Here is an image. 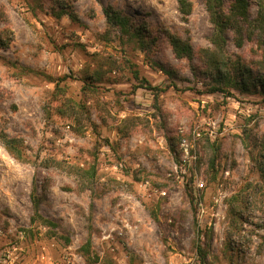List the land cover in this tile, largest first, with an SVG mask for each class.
<instances>
[{"label": "clouds", "instance_id": "9594fccd", "mask_svg": "<svg viewBox=\"0 0 264 264\" xmlns=\"http://www.w3.org/2000/svg\"><path fill=\"white\" fill-rule=\"evenodd\" d=\"M0 264H264V0H0Z\"/></svg>", "mask_w": 264, "mask_h": 264}]
</instances>
